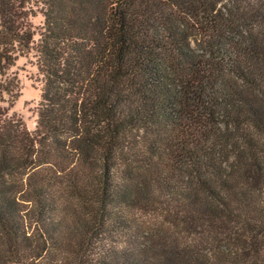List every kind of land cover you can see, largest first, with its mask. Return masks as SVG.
Returning <instances> with one entry per match:
<instances>
[{
  "label": "trees",
  "instance_id": "trees-1",
  "mask_svg": "<svg viewBox=\"0 0 264 264\" xmlns=\"http://www.w3.org/2000/svg\"><path fill=\"white\" fill-rule=\"evenodd\" d=\"M0 264H264V0H0Z\"/></svg>",
  "mask_w": 264,
  "mask_h": 264
},
{
  "label": "rangeland",
  "instance_id": "rangeland-1",
  "mask_svg": "<svg viewBox=\"0 0 264 264\" xmlns=\"http://www.w3.org/2000/svg\"><path fill=\"white\" fill-rule=\"evenodd\" d=\"M37 27L42 23L38 15L31 20ZM19 84V97L7 111V116L20 120L28 131H34L36 125V109L40 101V76L35 67V59L32 55L26 58H19L15 67L11 70ZM149 221V217H144ZM150 224L154 225L151 220Z\"/></svg>",
  "mask_w": 264,
  "mask_h": 264
}]
</instances>
